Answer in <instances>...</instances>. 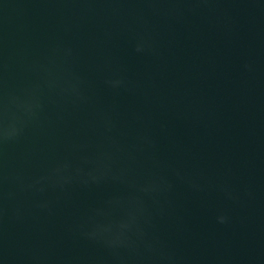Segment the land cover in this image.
I'll use <instances>...</instances> for the list:
<instances>
[{"label": "water", "instance_id": "water-1", "mask_svg": "<svg viewBox=\"0 0 264 264\" xmlns=\"http://www.w3.org/2000/svg\"><path fill=\"white\" fill-rule=\"evenodd\" d=\"M0 264H264V0H0Z\"/></svg>", "mask_w": 264, "mask_h": 264}]
</instances>
